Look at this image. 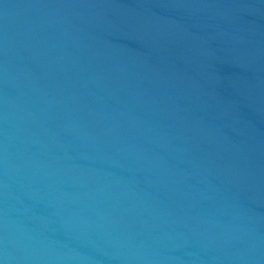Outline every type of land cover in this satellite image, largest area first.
<instances>
[{
  "label": "water",
  "instance_id": "water-1",
  "mask_svg": "<svg viewBox=\"0 0 264 264\" xmlns=\"http://www.w3.org/2000/svg\"><path fill=\"white\" fill-rule=\"evenodd\" d=\"M0 264H264V0H0Z\"/></svg>",
  "mask_w": 264,
  "mask_h": 264
}]
</instances>
